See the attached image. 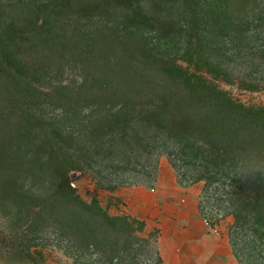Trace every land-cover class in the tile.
<instances>
[{"label":"trees","instance_id":"16d2710c","mask_svg":"<svg viewBox=\"0 0 264 264\" xmlns=\"http://www.w3.org/2000/svg\"><path fill=\"white\" fill-rule=\"evenodd\" d=\"M134 5L135 0L0 4V214L15 224L10 237L0 231V264H26L25 255L34 254L40 264H48L40 252L31 251L27 235L47 218L61 223L80 250L98 249L109 237L145 231L144 221L110 216L96 198L90 204L81 198L71 176L89 173L90 159L67 153L49 127H41L47 159H27L24 149L34 142L35 130L28 109L43 98L67 112L76 108L77 116L80 109L94 111V126L103 130L109 128L107 120L116 122L118 143L105 133L99 162L118 172L135 166V184H143L139 176L145 175L154 181L164 156L193 173L189 176L197 182L223 181L228 190L218 203L233 219L228 234L238 262L264 264V106L247 107L210 81L234 84L196 36L177 58L158 53L126 29L97 31L85 25L100 11ZM244 13L256 17L257 7ZM69 65L80 67L81 82L54 83L51 77ZM239 86L259 89L242 80ZM130 122L138 127L129 128ZM148 159L155 163L152 172L136 168ZM201 162L203 172L194 169ZM253 171L255 176H244ZM51 176L60 183L50 195L24 192ZM120 186L101 185L112 192ZM208 224L213 228L217 223ZM158 235L154 230L146 241L157 257L155 264H163L153 247Z\"/></svg>","mask_w":264,"mask_h":264},{"label":"rangeland","instance_id":"374dc122","mask_svg":"<svg viewBox=\"0 0 264 264\" xmlns=\"http://www.w3.org/2000/svg\"><path fill=\"white\" fill-rule=\"evenodd\" d=\"M18 1L48 4L53 0H0V4ZM233 1L135 0V5L125 10L100 11L86 20L85 25L97 31L126 29L158 53L177 58L184 53L190 37L196 36L206 55L234 78V84L208 76L210 81L247 107L264 106V0ZM254 6L257 16H245V9ZM80 71L79 66L69 65L51 78L57 84L77 85L81 82ZM241 80L258 84L259 89L244 90L239 86ZM43 99L35 101L28 109L35 130L34 142L24 149L27 159H47L49 148L43 141L44 129L41 127H49L67 153L85 154L90 159L89 173L74 172L71 176V186L77 189L81 198L89 204L96 198L110 216L142 220L146 227L144 233H136L135 237L125 233L118 239L114 236L105 239L98 249L80 250L61 223L47 218L33 231H27L33 253L40 252L48 264H60L59 253L68 258L64 264H155L157 257L146 240L150 232L158 230L153 247L160 253L163 264H240L228 234L233 219L218 203V199L226 198L223 190H228L222 185L223 181L211 185L206 180L197 182L195 177L189 176L193 173L184 172L178 168V162L164 156L154 181L147 180L145 175L139 176L145 179L143 184H135L139 179L132 171L135 166H128L126 172H118V169L99 162L100 154H104L103 135L111 133L112 137L108 138L116 139L114 143H118L116 122L107 120L105 123L109 128L103 130L94 126L96 120L91 118L94 111L80 109L81 115L77 116L76 108L67 112ZM136 127L130 122L129 128ZM251 144L249 149L255 147ZM150 162L144 160L143 167L136 168L152 172L155 163ZM202 165L201 162L194 169L203 172ZM59 183L51 176L38 187L27 186L24 192L46 197ZM102 184L121 186L112 192L102 188ZM208 223L217 224L212 228ZM14 228V221L0 214V231L10 237ZM99 238L102 239V235ZM205 250L211 253L200 260ZM36 256L25 255L26 264H40Z\"/></svg>","mask_w":264,"mask_h":264},{"label":"clouds","instance_id":"9594fccd","mask_svg":"<svg viewBox=\"0 0 264 264\" xmlns=\"http://www.w3.org/2000/svg\"><path fill=\"white\" fill-rule=\"evenodd\" d=\"M249 175L255 176V171L247 173L244 176L246 177V176H249ZM58 256H59V259H60V264H64V261H66L68 259L67 257L63 256L62 253H59Z\"/></svg>","mask_w":264,"mask_h":264},{"label":"crops","instance_id":"0c3cea01","mask_svg":"<svg viewBox=\"0 0 264 264\" xmlns=\"http://www.w3.org/2000/svg\"><path fill=\"white\" fill-rule=\"evenodd\" d=\"M209 236V234H207ZM204 239V238H203ZM202 240V238H201ZM206 240V238L204 239V241ZM211 251V250H210ZM209 250H205L204 252H202V254L200 255V260H204L205 257L209 256ZM181 262V261H180Z\"/></svg>","mask_w":264,"mask_h":264}]
</instances>
